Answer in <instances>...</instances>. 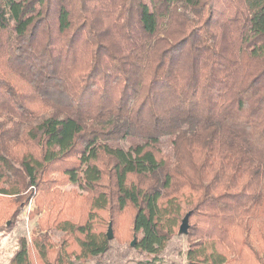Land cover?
<instances>
[{
	"label": "trees",
	"instance_id": "16d2710c",
	"mask_svg": "<svg viewBox=\"0 0 264 264\" xmlns=\"http://www.w3.org/2000/svg\"><path fill=\"white\" fill-rule=\"evenodd\" d=\"M35 193L8 264L103 255L129 212L145 253L189 212L186 264H264V0H0V225Z\"/></svg>",
	"mask_w": 264,
	"mask_h": 264
},
{
	"label": "rangeland",
	"instance_id": "374dc122",
	"mask_svg": "<svg viewBox=\"0 0 264 264\" xmlns=\"http://www.w3.org/2000/svg\"><path fill=\"white\" fill-rule=\"evenodd\" d=\"M51 178L58 180L55 183L57 186L53 191L55 193L54 196L58 200H62V202H69L70 200L69 203L71 204L73 195H76V204L68 214L78 219L86 217L91 208L90 202L84 198L87 193L81 192L77 186L68 182L60 173H53ZM37 197L38 193H35L31 198H28L15 220L5 218L2 221V225H0L2 226L0 230V264L9 263L18 249L19 240L22 237H26L31 241L39 227H43L45 231L52 225L49 213L45 214V211L39 215H31L37 204ZM52 214H54V211ZM130 216L131 212L120 219L121 221L117 224L114 231L117 237L112 240L111 248L107 253L87 260L73 259L67 264H186V251L189 245L187 235L176 233L162 253L158 255L148 254L135 248L136 245H131L133 238L129 239V237H126V227L129 225ZM48 236L53 240L54 247L63 238V234L56 229ZM55 253L57 254L56 251L50 253L51 260L55 258ZM37 264L44 263L38 259Z\"/></svg>",
	"mask_w": 264,
	"mask_h": 264
},
{
	"label": "water",
	"instance_id": "95a60500",
	"mask_svg": "<svg viewBox=\"0 0 264 264\" xmlns=\"http://www.w3.org/2000/svg\"><path fill=\"white\" fill-rule=\"evenodd\" d=\"M189 215H190V213L188 212L184 216V218L182 219V222L180 224L179 231H178L179 234H185V235L188 234L189 227H190ZM107 237L109 239H113L114 238V233H113V229H112V224L111 223L109 224V227H108ZM136 241H137V238L134 237L132 242H131V245L134 246L136 244Z\"/></svg>",
	"mask_w": 264,
	"mask_h": 264
}]
</instances>
